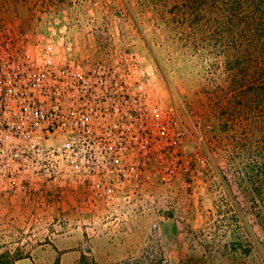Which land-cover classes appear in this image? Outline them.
Returning a JSON list of instances; mask_svg holds the SVG:
<instances>
[{"label":"rangeland","instance_id":"374dc122","mask_svg":"<svg viewBox=\"0 0 264 264\" xmlns=\"http://www.w3.org/2000/svg\"><path fill=\"white\" fill-rule=\"evenodd\" d=\"M260 1L0 0L7 69L71 67L142 91L169 132L139 167L60 174L41 153L39 99L1 90L3 262L85 232L126 248L119 264H264Z\"/></svg>","mask_w":264,"mask_h":264},{"label":"built area","instance_id":"2783aa9c","mask_svg":"<svg viewBox=\"0 0 264 264\" xmlns=\"http://www.w3.org/2000/svg\"><path fill=\"white\" fill-rule=\"evenodd\" d=\"M105 72L100 74L107 77ZM91 75H82L71 67L48 66L38 73L7 69L0 57V91L19 86L23 97L33 103L39 99L41 130L36 136L41 138L42 155L54 161L52 167L55 165L60 174L98 168L129 170V158L136 159L137 167L146 163L154 138H168L169 134L159 119L158 103L147 96L143 101L142 91L127 94L123 84L112 85L108 78L102 83L92 82ZM173 113L174 124L179 127L174 109L170 108L169 115ZM177 132L179 136L181 128ZM34 133L21 134L28 138ZM53 139L58 141L57 146L49 145ZM113 162L123 163L114 166ZM162 178L168 180L167 174Z\"/></svg>","mask_w":264,"mask_h":264},{"label":"crops","instance_id":"0c3cea01","mask_svg":"<svg viewBox=\"0 0 264 264\" xmlns=\"http://www.w3.org/2000/svg\"><path fill=\"white\" fill-rule=\"evenodd\" d=\"M118 243L107 237L104 239L90 238L85 232L74 235H59L50 241L34 247L29 254L20 257H10L5 262L0 257V264H119L127 257L123 255L127 249L120 248L115 254L113 247ZM95 253L94 261L87 257L90 249ZM13 253V251H9ZM110 253V254H109Z\"/></svg>","mask_w":264,"mask_h":264},{"label":"trees","instance_id":"16d2710c","mask_svg":"<svg viewBox=\"0 0 264 264\" xmlns=\"http://www.w3.org/2000/svg\"><path fill=\"white\" fill-rule=\"evenodd\" d=\"M260 2H261L262 5H264V1H260ZM257 6H258V5H257ZM258 8H259V6H258Z\"/></svg>","mask_w":264,"mask_h":264}]
</instances>
